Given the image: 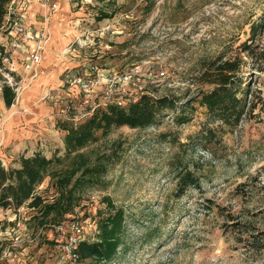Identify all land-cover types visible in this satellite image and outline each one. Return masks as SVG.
<instances>
[{"label": "rangeland", "instance_id": "obj_1", "mask_svg": "<svg viewBox=\"0 0 264 264\" xmlns=\"http://www.w3.org/2000/svg\"><path fill=\"white\" fill-rule=\"evenodd\" d=\"M70 2L73 9H80L83 29L93 37L91 46L76 56L79 61H90L104 73L142 65L146 90L175 96L179 105H188L182 121L168 112L146 128L114 127L108 134L97 133V140L70 155L62 141L65 132L53 128L49 138L43 137L39 143L49 158L58 154L62 160L53 164L42 194L53 201L65 190L57 184L61 176L76 170L73 184L83 176L85 167L99 162L105 169L82 188L77 205L63 220H82L87 237L94 240L100 218L122 209L123 242L112 264H264V247L257 249L251 243L256 239L264 244V71L254 67L252 58L240 50L246 41L264 42V33L254 32L264 17V0ZM102 12L109 17L100 20ZM108 24L111 29H104ZM224 51L227 57L241 53L246 61L247 112L236 128L220 126L203 148L200 134L208 116L197 94L213 85L199 77L202 60ZM161 71L166 75L161 76ZM2 76L0 72V84ZM69 94L76 97L77 89ZM10 109L0 113L2 136L11 131L5 128ZM59 113L63 116L61 109ZM3 146L16 155L15 147ZM180 164L201 178L200 189L190 187L181 197L176 194L175 177ZM218 205L249 225H231L232 220L220 213ZM18 213L19 223L9 225V214L0 212V226L17 229L2 236L8 237L4 244L12 251V238L26 231L21 229L23 222L34 233L40 229L39 219L33 218L38 211L25 207ZM251 226L256 230L246 231ZM51 241L39 235V244Z\"/></svg>", "mask_w": 264, "mask_h": 264}, {"label": "trees", "instance_id": "obj_2", "mask_svg": "<svg viewBox=\"0 0 264 264\" xmlns=\"http://www.w3.org/2000/svg\"><path fill=\"white\" fill-rule=\"evenodd\" d=\"M11 0H0V24L8 12L7 4ZM102 18L109 17L108 13L102 12ZM264 33V17L254 26V32ZM242 52H246L253 60L254 67L264 71V42L254 44L244 42L241 46ZM200 78L203 82L212 84L209 90L198 92L200 105L207 109L208 122L200 134V141L203 148L204 143L216 135L220 126L236 128L246 114V93L249 85L246 83V75L243 66L246 64L243 56L227 57L224 51L213 58L202 60ZM3 99L8 108L15 104L16 89L12 86H3ZM179 105V99L169 94L156 95L153 92L143 93L138 99L133 100L127 107L110 104L95 111L87 119L81 121L77 126L69 119L60 120L58 128L65 131L63 141L67 154L78 152L89 143L97 140V133L108 134L112 128L128 126L130 128H146L163 118L168 112L175 114L176 121L184 120L186 103ZM181 107V109H180ZM216 124V126H215ZM207 148V147H206ZM59 148H56V150ZM62 158L56 154L54 157L46 156L44 151L39 150L33 156L23 155L17 166H5L0 160V209H12L18 211L27 206L32 211H38L39 215L33 217L39 219L40 227L52 226L66 215L71 214L78 202L79 193L88 183H92V177L98 175L105 169L102 163L88 165L84 169L83 176L79 177L72 184L73 170L70 175L61 176L58 185L65 188L62 193L53 197V201L47 199L39 187L52 171V166ZM180 163V160H178ZM54 175V174H53ZM90 175L91 178H85ZM177 178V196H182L190 187L200 189L201 178L195 170L189 169L181 164L175 172ZM239 184L236 189H239ZM90 185V184H89ZM221 214L232 220L231 225L238 226L249 224L242 223L232 212H226L224 206L218 205ZM125 214L123 210L102 216L98 223L97 234L94 240L87 239L80 243L78 251L81 259L88 261L86 264H112L119 252L123 242V231L125 227ZM5 228V227H4ZM255 226L246 231L254 232ZM256 237V234H253ZM252 245L257 249L263 248L264 244L252 240ZM3 246L0 243V258L3 254Z\"/></svg>", "mask_w": 264, "mask_h": 264}, {"label": "crops", "instance_id": "obj_3", "mask_svg": "<svg viewBox=\"0 0 264 264\" xmlns=\"http://www.w3.org/2000/svg\"><path fill=\"white\" fill-rule=\"evenodd\" d=\"M58 4V10L50 19L51 41L43 52L44 59L42 65L45 68V74L33 80L29 86H26V91L23 92L21 97L19 96L17 104L15 103L9 108L4 102L2 94L3 86L0 84V113L3 110L9 111L12 108L10 109L12 111L9 112L10 115L7 118V122H5L7 132L10 129L11 131L8 134H4V136L0 135V160L7 167L17 166L23 155L31 157L39 152V150L44 151L47 156L48 152L43 149L39 140L43 137L47 140L49 138V132H52L53 128L54 130H61L58 128V122L60 119L66 120V116H62L59 113L61 109L60 105H54L53 102L43 99V96L46 92L48 93L60 88L65 80L76 72L77 69L75 67L78 68L79 62L76 56L79 52L70 53L68 48L78 36L86 34L87 31L83 29L84 24L81 22L80 9H73L70 0H58ZM27 11L28 22L34 27V31L41 30L43 26L42 16L45 11L40 5L35 4V2L28 7ZM13 40L14 38H10V36L0 35V48L2 50L10 48ZM32 50H35V44L33 42L27 43L21 50L17 49L13 53L12 62L6 68H11L17 72L19 78L26 76L27 73L24 70L23 61L27 59L28 52ZM61 132L65 131L61 130ZM64 135L65 133L63 137ZM38 143L40 147L38 145L35 148ZM4 144L15 147L14 152L16 155L14 156L10 151L3 150L2 147H4ZM10 155L12 157L9 159L8 156ZM5 159H8V161ZM44 186L45 184L39 188V192H42ZM25 207L28 209L27 206L21 209ZM0 212L5 213V215L9 214L7 217L9 225L10 222L20 221L21 215L19 213H12V210H6L5 212L2 209H0ZM9 225L0 226V243L4 249L0 258V264H49L55 262L56 257L54 259L52 258L54 255L52 250L53 239L55 237L54 228L48 231L43 227H39V231L34 233L35 231L28 227L27 222H23L21 229H25L27 232L25 231L21 236L15 238L11 237L13 241L10 245L13 248L12 251L4 244V240L8 239V237L2 239V236L9 233V231L16 232L17 230L15 227L12 228ZM11 225L13 224L11 223ZM39 235H46L49 240L52 239L51 243L45 245L39 244ZM30 237H33L35 242L29 241ZM18 239H22L21 243Z\"/></svg>", "mask_w": 264, "mask_h": 264}, {"label": "built area", "instance_id": "obj_4", "mask_svg": "<svg viewBox=\"0 0 264 264\" xmlns=\"http://www.w3.org/2000/svg\"><path fill=\"white\" fill-rule=\"evenodd\" d=\"M34 2L45 11L43 26L38 31H34L26 15L28 7ZM58 8V0H11L6 6L8 12L0 24V35L6 34L14 40L10 48L5 50L0 48V71L3 75L1 85L14 87L18 96L24 89L26 90L23 87L29 86L33 80L45 74V68L42 65L43 52L50 44V19ZM104 29H111V25L108 24ZM29 42L35 44V50L29 51L27 59L23 61L26 76L19 78L17 72L6 67L12 62L13 53L17 49L21 50ZM92 42L93 37L90 33L78 36L69 46V52H80L83 48L90 47ZM165 73L161 71L160 75L165 76ZM143 76L142 65H135L124 71L113 70L104 73L100 67L90 61H79L76 72L70 75L60 88L46 92L43 99L53 102L54 105L59 104L66 119L77 126L99 109L110 104L127 107L131 101L138 99L143 93L150 92L142 84ZM72 88L77 89L76 97L69 94ZM53 228L55 242L52 250L56 260L49 264H80L82 259L78 246L89 239L83 221L78 218L63 220L54 224ZM18 241L21 243L22 239ZM29 241L35 242V239L30 237Z\"/></svg>", "mask_w": 264, "mask_h": 264}]
</instances>
